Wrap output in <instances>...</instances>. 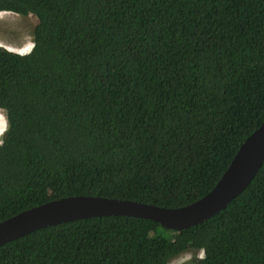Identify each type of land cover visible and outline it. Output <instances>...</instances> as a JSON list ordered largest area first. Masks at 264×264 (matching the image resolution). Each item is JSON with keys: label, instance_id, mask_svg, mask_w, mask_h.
Instances as JSON below:
<instances>
[{"label": "trees", "instance_id": "16d2710c", "mask_svg": "<svg viewBox=\"0 0 264 264\" xmlns=\"http://www.w3.org/2000/svg\"><path fill=\"white\" fill-rule=\"evenodd\" d=\"M33 47L0 45V221L69 196L167 208L208 194L264 121V0H0ZM264 264V162L206 221L48 226L0 264Z\"/></svg>", "mask_w": 264, "mask_h": 264}, {"label": "water", "instance_id": "95a60500", "mask_svg": "<svg viewBox=\"0 0 264 264\" xmlns=\"http://www.w3.org/2000/svg\"><path fill=\"white\" fill-rule=\"evenodd\" d=\"M264 162V121L240 145L214 188L179 208L134 200L80 195L53 200L0 221V246L39 229L82 219L126 216L155 221L173 231L196 226L222 211L239 196Z\"/></svg>", "mask_w": 264, "mask_h": 264}, {"label": "rangeland", "instance_id": "374dc122", "mask_svg": "<svg viewBox=\"0 0 264 264\" xmlns=\"http://www.w3.org/2000/svg\"><path fill=\"white\" fill-rule=\"evenodd\" d=\"M37 24L38 19L32 14L24 16L13 12H0V45L21 54L30 52ZM4 118H6L5 114L0 109V125L4 124ZM3 133L0 134V141ZM202 255V253L186 252L173 258L170 264H194L195 256L202 257Z\"/></svg>", "mask_w": 264, "mask_h": 264}, {"label": "bare ground", "instance_id": "6f19581e", "mask_svg": "<svg viewBox=\"0 0 264 264\" xmlns=\"http://www.w3.org/2000/svg\"><path fill=\"white\" fill-rule=\"evenodd\" d=\"M1 127H2V129H4V130L1 129V132L3 133L6 130V118H4V124H2Z\"/></svg>", "mask_w": 264, "mask_h": 264}, {"label": "crops", "instance_id": "0c3cea01", "mask_svg": "<svg viewBox=\"0 0 264 264\" xmlns=\"http://www.w3.org/2000/svg\"><path fill=\"white\" fill-rule=\"evenodd\" d=\"M2 125H0V134H2V132H1V129H2V127H1ZM2 130H4V129H2Z\"/></svg>", "mask_w": 264, "mask_h": 264}]
</instances>
